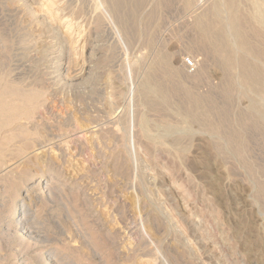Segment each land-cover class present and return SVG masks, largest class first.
<instances>
[{
    "label": "rangeland",
    "instance_id": "obj_1",
    "mask_svg": "<svg viewBox=\"0 0 264 264\" xmlns=\"http://www.w3.org/2000/svg\"><path fill=\"white\" fill-rule=\"evenodd\" d=\"M114 1L0 0V91L13 111L0 99V158L13 155L0 159V256L264 264V28L254 18L264 0H233L247 54L228 35L229 51L248 58L229 75L209 44L229 0ZM246 71L261 78L245 83ZM156 84L166 102L148 91ZM7 174L14 186L28 177L25 200L23 187L7 192ZM19 204L28 209L22 243L12 237Z\"/></svg>",
    "mask_w": 264,
    "mask_h": 264
},
{
    "label": "bare ground",
    "instance_id": "obj_2",
    "mask_svg": "<svg viewBox=\"0 0 264 264\" xmlns=\"http://www.w3.org/2000/svg\"><path fill=\"white\" fill-rule=\"evenodd\" d=\"M114 1V0H113ZM117 3H118V1L117 0H115ZM114 1V2H115ZM235 1V0H234ZM256 0H252V2H255ZM112 2V1H111ZM122 1H120V3H121ZM126 2V1H125ZM161 2V1H160ZM228 1L226 0V4H228L229 3V5H228V7L224 4V6H226L227 8H229V11L227 10V8L226 7H222V8H226V10H222V11H227L228 12V14H229V17H228V19H226V21L225 22H222V20H221V22H217V25H219V27H220V29L218 30V33H215L216 35L214 36V38L212 37L213 35H211V33H212V31L210 30V26L209 27H207V26H205L204 25V22L203 23H200L199 21H198V23H200V25L201 26H203V27H200V28H203V31H204V33H201V34H204L207 38L209 37V36H211L210 38L212 39H214V40H212L213 41V43H211L210 41L211 40H208L210 43L209 44H212V46H213V48L211 47V50L212 49H214L213 51L215 52V54L217 55V56H219L220 58H221V66L223 67L222 69H224V70H226L227 71V74L229 73V72H231L232 71V68L235 66L234 64V61L236 62V61H238V59L241 57V52H243L244 53V51H245V53L247 52V50H245V48H247V47H245V41H244V35L242 36V34L240 33V26H241V23H240V19H239V17L236 15L237 13H235L233 10H232V8L234 7L232 4H234L235 5V3H233V0H229V2L227 3ZM113 3V2H112ZM116 3V4H117ZM114 4V3H113ZM127 4V3H126ZM130 5V4H129ZM120 6V4H118V7ZM216 6H218V5H216ZM222 6V4L220 5V7ZM233 6V7H232ZM122 7V6H121ZM215 7V6H214ZM215 8H219V7H215ZM236 8V5H235V7H234V9ZM217 9H214L213 8V10H215V12H214V14H213V16L215 17V18H218L219 16H222V15H219L218 16V13L220 12H218L217 11ZM259 9V8H258ZM221 10V9H220ZM237 10V9H236ZM115 11V10H114ZM221 11V12H222ZM220 12V13H221ZM226 12V13H227ZM237 12V11H236ZM261 12V11H260ZM260 12L258 13H256L255 15H254V18H255V20H257V21H259L258 23L259 24H261L263 27L262 28H264V15H262V14H260ZM113 13V12H112ZM225 13V14H226ZM120 14V13H119ZM222 14V13H221ZM227 14V15H228ZM227 15H225V16H227ZM224 17V16H223ZM224 18H226V17H224ZM223 19V18H222ZM217 20V19H216ZM219 20H220V18H219ZM219 23V24H218ZM223 23H224V25H223ZM122 27V26H121ZM204 35H202V37L204 36ZM228 35L229 36H232V37H234V39H235V43L238 45V47H236L237 49V52H238V49L241 51V52H239V55L238 56H240L239 58H238V56H237V59L235 60V55H234V53H230V51H232V49L234 50L235 48V45H234V42H232L233 43V45H234V47L232 48L230 45H229V42L227 41V38H229L228 37ZM232 41H233V39H232ZM236 45V46H237ZM249 46V45H248ZM230 50V51H229ZM212 51V52H213ZM213 52V53H214ZM248 53H250V52H248ZM252 53V52H251ZM233 54V55H232ZM247 54V53H246ZM60 56V55H59ZM242 56H244L243 58H245L246 56L245 55H243L242 54ZM252 56H253V54H252ZM251 56V57H252ZM164 58H166V57H164ZM164 58H163V60H164ZM246 58H248V57H246ZM246 58L244 59V62L246 61ZM57 59V58H56ZM61 60V59H60ZM163 60L161 61V62H163ZM167 60V59H166ZM165 60V61H166ZM164 61V62H165ZM168 61V60H167ZM247 61H248V59H247ZM252 61V60H251ZM164 62H163V66L165 67L166 65H168V64H164ZM244 62H242V61H238V63H239V65L243 68V70H245L244 68H246L247 69V63L246 64H244ZM253 62H255V61H252L251 63L253 64ZM59 63V62H58ZM167 63V62H166ZM237 63V64H238ZM250 63V64H251ZM255 63H258V62H255ZM254 63V64H255ZM160 64H162V63H160ZM170 65V64H169ZM166 66V68H165V71L166 72H164V73H167L168 75L169 74H173L174 72V68H171L172 66L170 65V66ZM162 66V67H163ZM250 66V65H249ZM249 66H248V68H249ZM252 66V65H251ZM255 66V65H254ZM257 66V65H256ZM238 67V66H237ZM217 68V67H216ZM235 68H236V66H235ZM240 68V67H239ZM252 68L253 67H251V70H252ZM174 69V70H173ZM234 69V68H233ZM236 69H238V68H236ZM253 69H255L256 70V68H253ZM162 70V69H161ZM223 70V71H224ZM235 70V69H234ZM234 70H233V72H234ZM242 70V71H243ZM251 70H249V72L251 71ZM254 70V71H255ZM163 71L164 70H162L161 72L163 73ZM240 71V70H239ZM257 71H259V69H257ZM260 71H261V69H260ZM233 72H231L232 74H234ZM241 72V71H240ZM247 72V71H246ZM226 73V72H225ZM254 73V72H253ZM250 74V73H245L244 72V77H245V80L243 79V77H242V79L245 81V83H246V81L247 80H249V83H251V81H254V78L253 77H255V76H259V75H257V73H255V74ZM260 73H262V71L260 72ZM260 73H258V74H260ZM263 73H264V70H263ZM157 74V73H156ZM231 74V75H232ZM240 74V73H239ZM226 75V74H225ZM229 75V74H228ZM227 75V76H228ZM233 76V75H232ZM239 76V75H238ZM236 77V76H235ZM235 77H230L231 79L232 78H235ZM260 77V76H259ZM229 77H228V79H230ZM261 78V77H260ZM237 79V78H236ZM251 79H253V80H251ZM257 80H258V78H256ZM262 79H264V76H263V78ZM3 80V79H2ZM1 80V81H2ZM232 80H234V79H232ZM240 80V79H239ZM0 81V82H1ZM237 82H238V80H236ZM243 81V82H244ZM264 81V80H263ZM263 81H260V83L261 82H263ZM228 84H229V86H228V89H226V91L224 92V94L228 97V95H229V92H230V88H232V86H231V82H230V80H228ZM235 82V81H234ZM240 82H241V80H240ZM239 82V83H240ZM242 82V83H243ZM248 82V81H247ZM256 83H254V84H257L258 85V83H257V81H255ZM233 83V82H232ZM244 83V84H245ZM249 83H247V84H249ZM259 83V84H260ZM9 84H10V82H9ZM12 84V83H11ZM235 84H237L236 82H235ZM235 84H233V85H235ZM247 84H245V85H247ZM163 85V84H162ZM168 85V84H167ZM223 85V84H222ZM238 85V84H237ZM240 85V84H239ZM238 85V86H239ZM241 85H243V84H241ZM252 85H253V83H252ZM155 87H151V88H147L148 89V91L149 92H151L153 95L154 94H158V96L160 95V99H163L165 102H166V95H165V93H164V91H163V89H162V87H161V85L160 84H156V85H154ZM4 87H6L5 85H4ZM8 87H9V85H8ZM149 87V86H148ZM235 87V86H234ZM254 87V86H253ZM253 87H251L252 89H253ZM255 87H257V86H255ZM258 87H259V85H258ZM263 87H264V82H263ZM2 88V87H1ZM10 88V90H11V87H9ZM25 88V87H24ZM3 89H5V88H3ZM144 89V88H143ZM246 89H247V87H246ZM260 89V88H259ZM259 89L257 90V92L256 93H259L260 94V92H262L261 90H263L262 89V86H261V90H260V92H259ZM250 90V89H249ZM255 90V91H256ZM15 91H17V89L15 90ZM24 91V90H23ZM23 91H19L20 93H22ZM244 91H245V88H244ZM247 91V90H246ZM251 92H252V90H250ZM1 92V91H0ZM10 91H8V90H2V92L0 93V97H2V98H0V99H3V107H4V109L8 112L9 111V113H11V112H13V111H11V100H10V95H11V93H9ZM32 92V91H31ZM239 92V91H238ZM254 92V91H253ZM25 93V92H24ZM23 93V94H24ZM23 94H22V96L20 97V98H22L23 97ZM35 94V93H34ZM247 94H249L248 92H247ZM251 94V93H250ZM51 95V94H50ZM238 95V94H237ZM17 96H19V93H17ZM43 96V95H42ZM41 97V96H40ZM164 97V98H163ZM260 97V96H259ZM251 98V97H250ZM256 98V96H254V98L253 99H255ZM30 99V98H29ZM37 99V98H36ZM35 99V100H36ZM252 99V100H253ZM34 100V99H33ZM35 100L33 101L34 103H36L35 102ZM41 100V99H40ZM44 100H45V98H44ZM193 100V99H192ZM256 100V101H255ZM255 100H253L254 102L253 103H255V102H258L257 101V99H255ZM28 101L29 100H27V102H25L26 104H24V105H26V107H28ZM39 101V100H38ZM38 101H37V105L38 104H40V103H38ZM147 101V100H146ZM19 102V101H18ZM18 102H17V104H18ZM32 102V103H33ZM40 102V101H39ZM193 102V101H192ZM199 101L198 100H195L194 101V103L195 104H199L198 103ZM16 103V102H15ZM22 100H21V104L20 105H22ZM31 103V102H30ZM42 103H43V100H42ZM41 103V104H42ZM152 103V102H151ZM156 105V104H155ZM192 105V104H191ZM253 105H255V104H253ZM258 105V104H257ZM40 106V105H39ZM42 107H43V105H42ZM20 108V107H19ZM3 109V110H4ZM37 109H40V107L38 108V106H37ZM13 110V109H12ZM14 110H15V108H14ZM257 110V107L255 108V111ZM18 111V110H17ZM21 111V110H20ZM35 111V110H34ZM259 111V110H258ZM258 111H256V112H258ZM16 112V110L14 111V113ZM36 112H37V110H36ZM263 113H264V111H262ZM2 113V112H1ZM17 113H19V112H17ZM23 113V112H22ZM81 113V112H80ZM32 114H34V113H32ZM37 114V113H36ZM260 114H262L261 112H260ZM8 115V114H7ZM20 115V114H19ZM28 115V114H27ZM75 115V114H74ZM32 116V115H31ZM30 116V121H31V118H35V115L33 116V117H31ZM87 116V115H86ZM17 117V116H16ZM21 117H23V116H21ZM90 117V116H89ZM26 118V117H25ZM27 119V118H26ZM25 119V120H26ZM18 120V119H17ZM17 120H16V122H17ZM23 120V119H22ZM22 120H20V122L22 121ZM263 120V119H262ZM29 121V120H28ZM33 122V121H32ZM77 122H79L80 123V121H77ZM77 122H76V124H77ZM1 123V122H0ZM13 123V122H12ZM23 123H24V121H23ZM31 123V122H30ZM79 123H78V125H79ZM83 123V122H82ZM81 123V124H82ZM27 124H28V122H27ZM33 124V123H32ZM73 124V123H72ZM9 125V124H8ZM19 125V124H18ZM80 126V125H79ZM83 126V125H82ZM16 127V126H15ZM19 127V126H18ZM18 127H16V128H18ZM28 127V126H27ZM91 127V126H90ZM2 128V127H1ZM7 128H9V127H7ZM15 128V129H16ZM20 128V127H19ZM24 129H25V127H23ZM23 128L21 129V131L23 130ZM29 128V127H28ZM33 128V127H32ZM178 128V127H177ZM11 129V128H10ZM20 129H19V131H20ZM34 129V128H33ZM37 129V128H36ZM35 129V130H36ZM2 130H4V129H2ZM14 130V129H13ZM30 130V129H29ZM84 130V129H83ZM18 131V129L16 130V132ZM32 132H33V130H31ZM38 131V130H37ZM5 132V131H4ZM4 132H3V134H4ZM13 132V131H12ZM15 132V133H16ZM23 133H24V130L22 131ZM32 132H28L30 135H33V134H31ZM87 132L88 133H91V131L90 130H87ZM93 132V131H92ZM26 133V132H25ZM27 133V134H28ZM36 133L37 132H35V135H36ZM8 134H9V132H8ZM12 134V133H11ZM19 134V133H18ZM38 134H39V132H38ZM37 134V135H38ZM92 134V133H91ZM95 134V133H94ZM235 134V133H234ZM5 135H7V134H5ZM4 135V136H5ZM14 135V134H13ZM34 135V136H35ZM10 135H8L7 137H9ZM19 136H20V134H19ZM29 136V135H28ZM1 137H2V135H1ZM0 137V138H1ZM6 137V138H7ZM12 137V136H11ZM22 137V136H21ZM41 137V136H40ZM95 137V136H94ZM4 138V137H3ZM3 138H1V140L3 139ZM17 138V137H16ZM19 138V137H18ZM17 138V139H18ZM24 138V137H23ZM30 138V137H29ZM31 138H32V136H31ZM35 139H36V137H34ZM33 138V139H34ZM86 138V137H85ZM93 138V137H92ZM25 139V138H24ZM147 139V138H146ZM4 140V139H3ZM5 140H7V139H5ZM11 140V139H10ZM19 140H20V138H19ZM21 140H22V138H21ZM20 140V141H21ZM27 140V139H26ZM9 141V140H8ZM12 141H13V138H12ZM18 141V140H17ZM16 141V142H17ZM19 141V142H20ZM29 141V140H28ZM28 141H26V142H28ZM31 141V140H30ZM33 141V140H32ZM36 141H38V139H36ZM4 142V141H3ZM3 142H0V144L2 145V143ZM23 142V141H22ZM21 142V143H22ZM24 142H25V140H24ZM34 142H35V140H34ZM6 143V142H5ZM4 143V144H5ZM7 143H9V142H7ZM12 144H16L15 142L13 143L12 142ZM5 146V145H4ZM18 146H20V144L18 145ZM23 146H25L24 144H23ZM29 146H31V145H29ZM1 147V146H0ZM10 147V146H9ZM12 147H13V145H12ZM11 148V147H10ZM9 148V149H10ZM15 148H16V145H15ZM18 148V147H17ZM28 148V147H27ZM1 149H2V147H1ZM5 148L3 147V150H4ZM22 149H25V148H22ZM2 150V151H3ZM7 150V149H6ZM16 150V149H15ZM18 150H20V151H22L21 150V148L20 149H18ZM17 150V151H18ZM7 151H10V150H7ZM24 151H26V150H24ZM23 151V152H24ZM3 152H5V151H3ZM28 152V151H27ZM27 152H25V153H27ZM44 152V151H43ZM13 153V152H12ZM40 153V155H41V152H39ZM2 154V153H1ZM21 154V153H20ZM46 154V153H45ZM9 155V154H8ZM18 155H19V153H18ZM25 155V154H24ZM0 156H2V155H0ZM11 156H13V155H10V156H6L5 154H4V157H6V158H8L9 159V157H11ZM17 156V155H16ZM22 156V155H21ZM43 156V155H42ZM3 157V158H4ZM18 157V156H17ZM20 157V156H19ZM17 158L18 160L20 159V158ZM24 157H26V156H24ZM2 157L0 158V159H3ZM5 158V159H6ZM22 158V157H21ZM11 159V158H10ZM16 159V158H15ZM14 159V160H15ZM24 159V158H23ZM39 159V158H38ZM46 159V158H45ZM12 160H13V158H12ZM11 161V160H10ZM12 162V161H11ZM26 163V162H25ZM43 163V162H42ZM3 163H1L0 164V166L2 165ZM27 164V163H26ZM43 165V164H42ZM6 168H7V166H5ZM27 167V166H26ZM25 167V168H26ZM17 168V167H16ZM24 168V166H23V169H25ZM1 169V168H0ZM3 169H4V166H3ZM13 168H11V170H12ZM15 170V169H14ZM13 171V170H12ZM24 172V171H23ZM15 173V172H14ZM26 173V172H25ZM39 173V172H38ZM27 174V173H26ZM0 175H3V174H0ZM8 175V174H7ZM5 177H6V174H5ZM8 179L5 181V182H7L8 183V186H6V187H8L7 188V192H9L10 194L12 193L13 194V197H16L17 195H19V192H20V190H21V187H23L24 188V191H25V196L23 197V199L24 198H26V196H28V191L31 189L30 187H28V177L26 178V179H22V180H20V183H17V184H19V185H16V186H14V185H12L11 183H9V180H14L15 181V179H11V177H12V174H9L8 176ZM1 181V180H0ZM3 182V181H2ZM22 188V189H23ZM33 188H35V187H33ZM2 189V188H1ZM4 189V188H3ZM6 190V189H5ZM1 191V190H0ZM5 193V192H4ZM4 195H6V193L4 194ZM21 195V194H20ZM13 200V199H12ZM25 200V199H24ZM1 208V207H0ZM7 215V214H6ZM18 215V216H17ZM16 216V217H15ZM8 217V216H7ZM11 217H13L12 219H14V217L16 218V220L14 221V224H15V230L14 231H12V237L15 239V241L17 242H24V241H26L27 239H28V209H25L24 208V204H19V206H18V209L16 210V212L15 213H13L12 215H11ZM10 218V217H9ZM7 219V218H6ZM12 219H11V221H12ZM2 223V222H1ZM14 228V227H13ZM114 229V228H113ZM5 241V240H4ZM10 251V250H9ZM26 259L24 258V256H23V253H21V252H14V253H11V254H9L8 256H6V257H1L0 256V263H3V264H26V261H25ZM143 263V262H142ZM149 263V262H148ZM137 264V263H136Z\"/></svg>",
    "mask_w": 264,
    "mask_h": 264
},
{
    "label": "built area",
    "instance_id": "obj_3",
    "mask_svg": "<svg viewBox=\"0 0 264 264\" xmlns=\"http://www.w3.org/2000/svg\"><path fill=\"white\" fill-rule=\"evenodd\" d=\"M184 67H185L187 70H193V68H194L193 61H192L191 59H185V60H184Z\"/></svg>",
    "mask_w": 264,
    "mask_h": 264
}]
</instances>
